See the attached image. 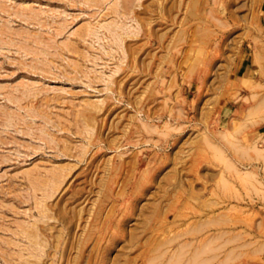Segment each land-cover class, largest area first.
Instances as JSON below:
<instances>
[{
	"label": "rangeland",
	"instance_id": "1",
	"mask_svg": "<svg viewBox=\"0 0 264 264\" xmlns=\"http://www.w3.org/2000/svg\"><path fill=\"white\" fill-rule=\"evenodd\" d=\"M178 263L264 264V0H0V264Z\"/></svg>",
	"mask_w": 264,
	"mask_h": 264
},
{
	"label": "bare ground",
	"instance_id": "2",
	"mask_svg": "<svg viewBox=\"0 0 264 264\" xmlns=\"http://www.w3.org/2000/svg\"><path fill=\"white\" fill-rule=\"evenodd\" d=\"M220 23V22H219ZM222 26V25H221ZM257 151V150H256ZM257 154V153H256ZM260 154V153H259ZM259 154H257V155H259ZM261 155V154H260ZM262 157V156H261ZM250 178V177H249ZM250 180V179H249ZM177 241V240H176ZM169 243V242H168ZM171 243V242H170ZM172 243H174V240H173V242ZM209 243V242H208ZM168 245V244H167ZM192 245V244H191ZM170 246V245H169ZM187 246V245H186ZM164 247H165V245H164ZM190 249V248H189ZM205 249V248H204ZM186 250V249H185ZM202 251V250H201ZM158 252V251H157ZM166 252H167V250H166ZM181 252V251H180ZM164 254V253H163ZM181 254V253H180ZM185 254H186V252H185ZM174 255V254H173ZM200 255V254H199ZM204 255V254H203ZM163 256H165V255H163ZM196 259V258H195ZM199 260V259H198ZM157 261H159V260H157ZM178 261V260H177ZM197 261V260H196ZM204 261H206V260H204ZM207 262V261H206ZM160 263V262H159ZM205 263V262H204ZM179 264V263H178ZM195 264V263H194Z\"/></svg>",
	"mask_w": 264,
	"mask_h": 264
}]
</instances>
